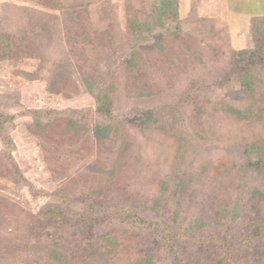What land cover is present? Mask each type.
Instances as JSON below:
<instances>
[{"label":"rangeland","instance_id":"1","mask_svg":"<svg viewBox=\"0 0 264 264\" xmlns=\"http://www.w3.org/2000/svg\"><path fill=\"white\" fill-rule=\"evenodd\" d=\"M176 1L0 0V264H264V16Z\"/></svg>","mask_w":264,"mask_h":264},{"label":"trees","instance_id":"2","mask_svg":"<svg viewBox=\"0 0 264 264\" xmlns=\"http://www.w3.org/2000/svg\"><path fill=\"white\" fill-rule=\"evenodd\" d=\"M153 4L157 5L158 7V15L157 16V26H165L164 24L167 21L172 22L173 24L176 25V27H174V32H179L180 30V20L178 19V4L176 0H153ZM155 16V15H154ZM260 20V17L254 18L252 19V24L257 25V21ZM155 25H151L149 26L148 22H145V20L143 21L141 26H144L147 30H152L155 27H157ZM138 26V25H137ZM162 36V35H161ZM255 46L258 48L260 45L259 44H255ZM127 62V61H126ZM130 63V62H128ZM241 85L243 87V89L245 91H251L250 85L248 84L247 81V77H245L242 82ZM247 152V150H246ZM263 164H264V160L259 159L256 162L252 163L250 161H248L245 165H243L241 168L243 171L245 172H252V173H260L262 168H263ZM60 215V212L58 209L54 208H47V210H42L41 212V217H46V219L48 221L56 218L57 216ZM64 218V216H63ZM258 221L254 220L253 223H256ZM264 223V221H261V223H256L257 226H263L262 224ZM75 225L78 228H83L84 231H82L83 233H89V220L88 217H85L83 215H79V218L77 219V223H75ZM140 228H142L143 230H147L149 233L153 232L154 230H156V233H158L157 236H162L164 239V244L166 245L167 248V253L169 255H172V247H173V243L175 240H178L179 237H176L175 235H173L170 230L165 226V225H158V223L155 224H149L148 227H144V225L140 226ZM160 229V230H158ZM248 230V229H247ZM250 231V230H249ZM184 237L189 238L190 240H194L193 235L186 233V235H183ZM197 241H202L197 240ZM162 243V242H161ZM163 244V243H162ZM174 264H177V261L174 262Z\"/></svg>","mask_w":264,"mask_h":264},{"label":"crops","instance_id":"3","mask_svg":"<svg viewBox=\"0 0 264 264\" xmlns=\"http://www.w3.org/2000/svg\"><path fill=\"white\" fill-rule=\"evenodd\" d=\"M245 0H241L239 8H236L235 2L230 0H223L224 10L223 15L228 26V39L227 43L231 50L243 51L251 48L252 38L249 35L250 24L252 19L264 16V0H258L253 7L245 9L241 6ZM245 2H254L247 0ZM250 6V5H249ZM179 6V15H180Z\"/></svg>","mask_w":264,"mask_h":264}]
</instances>
